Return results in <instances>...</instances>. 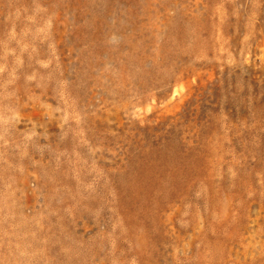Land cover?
<instances>
[{"label":"rangeland","instance_id":"obj_1","mask_svg":"<svg viewBox=\"0 0 264 264\" xmlns=\"http://www.w3.org/2000/svg\"><path fill=\"white\" fill-rule=\"evenodd\" d=\"M0 264H264V0H0Z\"/></svg>","mask_w":264,"mask_h":264}]
</instances>
